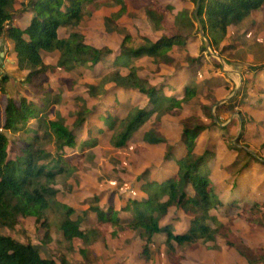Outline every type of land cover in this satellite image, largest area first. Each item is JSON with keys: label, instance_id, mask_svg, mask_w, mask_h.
<instances>
[{"label": "trees", "instance_id": "16d2710c", "mask_svg": "<svg viewBox=\"0 0 264 264\" xmlns=\"http://www.w3.org/2000/svg\"><path fill=\"white\" fill-rule=\"evenodd\" d=\"M109 4L121 5L116 16L127 11V3L123 0H0V39L5 37L13 43L17 68L27 71L23 82L32 85L42 95L39 103L25 95L16 98L10 95L4 109L6 119L3 127L15 135L20 132L21 138L24 136L21 139L24 145L20 154L11 156L10 139L0 130V264H58L54 258L43 255L39 246L25 243L5 231L16 229L20 219L34 217L44 228L46 241L50 240L54 223L49 213L52 212H56L53 220L57 217L55 221L59 224V231L71 247L74 238L85 239L87 233L91 240L92 235L101 234L99 224L109 223L117 233L125 230L139 235L146 243L142 253L146 261L151 259L149 245L153 237L165 233L170 243L175 242L179 246L207 243L221 235L251 264L261 263L259 252L257 254L248 248L241 239L232 240L228 226L211 213L226 204L233 210L241 200L226 203L216 192L211 171L206 167L216 151L208 146L201 148L199 139L209 123H186L181 137L184 150L177 154L180 149L176 151L177 148L171 144L164 155L170 162V174L156 177L151 176L150 169L142 171L133 184L132 195L122 194L107 208L91 207L96 214L94 221L83 225L82 217L72 218L73 208L57 201L58 190L54 184L58 180L64 182L75 171L73 159L68 154L76 152L77 146L79 151L94 148L99 142L98 136L106 137L109 133V144L123 148L147 122L150 127L144 128L142 140L155 145L167 142L159 131L163 115L182 107L202 85V56L189 59L186 66L188 73H192L191 77L184 78L179 70L170 78L176 84L169 79L153 82L141 76L134 64L137 59L147 56L156 64H172L177 58L173 53L175 47H185L187 36L196 27L199 30L200 24L203 28L201 33L210 45L219 46L230 26L242 23L253 12L264 8V0H201L198 16L195 10L183 9L176 15L174 27H170L165 24L174 12V5L149 0L145 14L157 29L167 28L166 34L157 40L144 37L142 43L128 34L117 53L109 47L86 43L84 35L77 30L61 35L63 29L79 26L95 9ZM194 4L196 7L197 0ZM17 5L21 7L19 12L30 11L32 14L26 28L12 23ZM51 52L58 54L55 65L45 62L46 55ZM110 55H114L113 67L107 68L96 81L88 83L87 93L90 99L96 100L113 95L109 94L113 87L125 91L129 98L136 97L126 115L117 113L119 101L115 94L113 103L104 110L97 108L96 104L90 107L85 98H75L78 109L72 113L75 119L71 126L60 113L51 117L53 114L49 107L60 101V93L49 89V69L57 67L72 72L79 67L92 68ZM8 80V74L0 73V92L4 94L11 91H8ZM32 121H35V126L31 125ZM91 121L102 125L91 126ZM223 140L226 142L224 137ZM227 144L228 150L243 151L247 157H252L251 152L238 144L232 141ZM236 163L237 160L233 166ZM248 166L247 162L241 170ZM263 206L264 202H255L250 209L255 212ZM172 207L184 210L190 218L188 229L181 233L176 231L172 222L161 223ZM172 261L180 264L178 258L173 257ZM62 264H67L64 255Z\"/></svg>", "mask_w": 264, "mask_h": 264}, {"label": "rangeland", "instance_id": "374dc122", "mask_svg": "<svg viewBox=\"0 0 264 264\" xmlns=\"http://www.w3.org/2000/svg\"><path fill=\"white\" fill-rule=\"evenodd\" d=\"M123 1L127 3V11L122 15L115 14L120 4L101 6L87 15L79 26L60 31L61 35L77 30L84 35L86 43L109 47L117 53L128 34L136 37L138 43H142L144 37L157 40L166 34L167 28L159 30L147 18L145 7L148 0ZM159 1L164 5H174V12L169 15L166 26L174 27L176 15L181 10H195L194 0ZM20 9L17 5L12 23L25 27L32 14L30 11L19 12ZM201 31L196 27L187 36L185 47H175L173 53L177 58L172 64H156L147 56L134 63L141 76L153 82H162L170 80L179 70L184 78L191 77L192 73H188L186 66L190 63L189 59L197 56L204 58L200 69L204 77L195 96L184 102L182 107L165 113L161 119L159 131L167 142L155 145L143 141V130L150 127L147 122L123 148L109 144V133L106 137L99 135V142L94 148L79 151L77 146L80 160H72L75 171L70 177L64 182H55L54 187L58 190L56 199L60 204L73 208L72 218L82 217L83 225H86L96 219L92 206L107 208L116 202L117 197L132 193L133 184L142 171L150 169L151 176L170 174V162L166 161L164 155L171 144L177 148L176 151L180 148L177 154L184 150L181 137L186 123H209L210 126L200 133L199 139L201 148L208 146L216 151L214 158H210L206 164L216 192L224 201L229 198L246 201L240 211L228 209L226 204L211 213L228 226L232 240L241 239L248 248L257 254L259 252V264H264V206L255 212L250 209L255 201L264 202V8L253 12L242 23L230 26L219 46H211ZM0 53V73L9 75L7 88L8 91L11 89L8 94L0 92V129L9 137V153L15 156L22 151L24 144L21 139L24 136L21 138L20 132L15 135L3 127L7 98L10 95L15 98L25 95L39 103L42 95L32 85L23 82L27 71L18 70L13 45L8 44L5 37L0 39ZM45 58L47 64L55 65L58 54L51 52ZM113 59L114 55H110L95 67H79L72 72L57 67L49 69V89L60 93V101L49 107L53 114L51 117L60 113L71 126L75 119L72 113L78 109V97L85 98L90 107L96 104L97 108L104 110L113 103L115 94L119 101L117 113L126 115L136 97L129 98L125 91L113 87L109 93L113 95L96 100L90 99L87 93V84L96 81L107 68L113 67ZM35 124L32 121L31 125ZM93 124L102 125L92 122L91 126ZM228 141L251 152L252 157H247L243 151H237V156L235 150L227 149ZM73 154L68 155L71 157ZM235 160L237 163L233 166ZM247 162L249 166L241 170ZM55 215L56 212L49 213L54 224L51 226L50 240L47 241L44 228L34 217L20 219L16 229L5 231L25 243L39 246L43 255L54 258L58 264H62L63 255L67 264H173V257L178 258L180 264H251L224 236L220 235L207 243L179 246L175 242L170 243L165 233L153 237L149 245L151 259L146 261L142 257L146 243L139 235L125 230L117 233L109 223L99 224L101 234L92 235L91 240L87 233L85 239L74 238L71 247L59 231V224L55 221L57 217L53 220ZM162 220V224L172 222L176 231L181 233L188 229L190 218L184 210L172 207L167 218Z\"/></svg>", "mask_w": 264, "mask_h": 264}, {"label": "crops", "instance_id": "0c3cea01", "mask_svg": "<svg viewBox=\"0 0 264 264\" xmlns=\"http://www.w3.org/2000/svg\"><path fill=\"white\" fill-rule=\"evenodd\" d=\"M148 3H149V0H148ZM28 25V24H27ZM27 25L25 26V27H22V26H19V25H16V26H19V27H21V28H26L27 27ZM8 44H12L13 45V43L11 42V41H8ZM2 53H0V55H1ZM2 56V55H1ZM37 102V101H36ZM180 149V148H179ZM74 153V154H73ZM72 154L74 155V156H71V158L72 159H78V158H80V154H78L77 152H73ZM79 160V159H78ZM157 177V176H156ZM127 195H132L131 193H126V195L125 196H127ZM115 197V196H114ZM115 199V198H114ZM231 200H241V204H238L237 205V208H235V209H233V210H237V211H240L241 209V206H243L245 203H246V201L245 200H242V198H240V199H238V198H229L227 201H224V202H228V201H231ZM243 202V203H242ZM255 202H259V201H255ZM113 204V203H112Z\"/></svg>", "mask_w": 264, "mask_h": 264}, {"label": "water", "instance_id": "95a60500", "mask_svg": "<svg viewBox=\"0 0 264 264\" xmlns=\"http://www.w3.org/2000/svg\"><path fill=\"white\" fill-rule=\"evenodd\" d=\"M200 5H201V0H197V4H196V7H195V15L198 16V11H199V8H200ZM200 29L203 31V28L200 24Z\"/></svg>", "mask_w": 264, "mask_h": 264}, {"label": "built area", "instance_id": "2783aa9c", "mask_svg": "<svg viewBox=\"0 0 264 264\" xmlns=\"http://www.w3.org/2000/svg\"><path fill=\"white\" fill-rule=\"evenodd\" d=\"M1 130V129H0Z\"/></svg>", "mask_w": 264, "mask_h": 264}]
</instances>
